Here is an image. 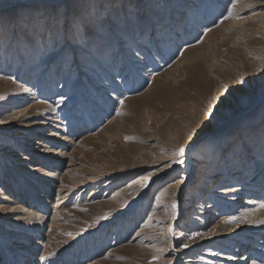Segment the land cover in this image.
<instances>
[{
  "label": "rangeland",
  "instance_id": "rangeland-1",
  "mask_svg": "<svg viewBox=\"0 0 264 264\" xmlns=\"http://www.w3.org/2000/svg\"><path fill=\"white\" fill-rule=\"evenodd\" d=\"M39 135L67 140L40 172ZM256 187L264 0H0V241L22 264H264Z\"/></svg>",
  "mask_w": 264,
  "mask_h": 264
},
{
  "label": "bare ground",
  "instance_id": "bare-ground-1",
  "mask_svg": "<svg viewBox=\"0 0 264 264\" xmlns=\"http://www.w3.org/2000/svg\"><path fill=\"white\" fill-rule=\"evenodd\" d=\"M144 47H146V46H144ZM143 46H142V48H144ZM145 49V48H144ZM33 98L35 99V98H37L36 96H33ZM51 121V120H50ZM48 126V123L47 122H40V123H38L36 126ZM32 130V129H31ZM34 131L33 132H35V130L36 129H33ZM17 133H19V134H22L20 131H17ZM49 135L50 136H52V137H56V134H55V132H50L49 133ZM40 137H41V139L40 140H38V144L40 145V147H45V148H48L49 147V149H51L50 148V143L54 146V149H52V150H48V156L45 158H42V159H40V163H38V164H36L33 168H32V170H35V171H38V172H40V170L43 168L41 165H44V163H48L47 161L48 160H50V159H53V160H58L57 158L59 157H63V154H65L66 152H65V148H63V147H61L62 145H61V141L60 140H63V141H67L65 138H62V139H60V140H57V142H56V140H53L52 139V141H50V140H48V139H46V138H44V137H42L43 135H39ZM29 138H30V141L29 142H31V137L29 136ZM69 139V138H68ZM55 146H57L56 148H55ZM64 146V145H63ZM29 147V144L26 146V148H28ZM26 148H25V150H26ZM190 150V149H189ZM1 151L2 152H4V151H11V152H13L14 154L16 153L17 154V152L18 151H16V150H14V149H12V148H10L9 146H7V145H5L2 149H1ZM33 151H35V150H33ZM44 151H46V150H44ZM51 152H53V154L51 153ZM25 156H23V160H28L29 158L30 159H33L32 158V156L30 155V154H24ZM30 156V157H28V156ZM53 155V156H52ZM17 156V155H16ZM38 157H40V156H38L37 155V158ZM29 159V160H30ZM43 159H46V160H43ZM42 161V162H41ZM72 170H70V172H71ZM53 175H55V173H45V176H46V178H50V180H52V178H54V177H51V176H53ZM252 175V174H251ZM31 176H33V175H31ZM257 176V175H256ZM55 179V178H54ZM145 179H149L148 181H151L152 180V177H149L148 175L146 176L145 175ZM262 179V178H261ZM259 181V180H258ZM242 182V186H244V187H248V186H252V183H250L251 182V180H247V181H241ZM257 182V181H256ZM40 183H42L44 186H49L50 185V183L49 184H47V182H45V181H40ZM255 183V182H254ZM244 187H232V188H234V189H225V188H223V189H221L222 191H218L217 193H222V194H228V193H232V192H236V193H239V194H237V195H233V196H226V198H225V200H227V201H233V202H235V201H237L238 200V195H240V193H241V191H245L244 190ZM33 188V187H32ZM30 189V188H29ZM255 190H257V191H255ZM255 190H253V191H250L249 190V194H251L252 196H250V197H246V198H244V201H243V203H241V204H243V205H247L246 206V208L247 209H249V211H250V213H248V214H245V215H243V216H250V226H251V228H252V232H254V230L255 231H259L257 234H259V235H261V238H262V236H263V238H264V232H260V231H263V229H264V224H260L259 225V223H264V205L262 206V204H264V202H261V198L259 199V198H256L255 197V195H260L261 193V191H263L264 189H261V191H260V189L258 190L257 189V187H256V189ZM240 191V192H239ZM32 192V191H31ZM256 192V193H255ZM235 193V194H236ZM215 205H210L208 208L209 209H211V208H213ZM253 206V207H252ZM254 206H255V208H254ZM240 217H242L241 215H238L237 216V218H240ZM25 219V218H24ZM244 220V219H243ZM38 224V223H37ZM37 224H34V225H32V226H30L29 228H28V230L30 231V232H38V229H39V227L40 226H37ZM261 226V227H260ZM263 227V229H261ZM28 231V232H29ZM248 232H250V230L248 231ZM247 232V233H248ZM24 236L22 237L21 235H17V236H15L16 238H19V240L18 241H21V240H23V241H26V239L27 240H30L31 238H32V236H30V234H23ZM12 237V236H11ZM260 238V239H261ZM11 239V238H10ZM22 242V241H21ZM4 243V244H3ZM0 244H1V251L3 252V255L4 256H2L3 258L1 259V261H3V264H22V258H19V259H17L16 257H15V255L16 254H14V253H9V252H12V251H9V249L7 248V246L5 245V242H1L0 241ZM260 244H263V242H262V240H261V243ZM15 245V244H14ZM20 245H22V246H24V243H19L18 244V246H20ZM15 247H17V245H15ZM26 248V247H25ZM14 252V251H13ZM178 254V251L176 252V255ZM213 253L211 252V253H209L208 255H212ZM223 257H225V256H223ZM21 259V260H20ZM32 259V257H29L27 260H28V262L27 263H25V264H33V260H31ZM229 259H230V257H229ZM241 260H245V259H243V258H239L237 261H241ZM170 264H176L175 262H171ZM220 264V263H219Z\"/></svg>",
  "mask_w": 264,
  "mask_h": 264
},
{
  "label": "snow or ice",
  "instance_id": "snow-or-ice-1",
  "mask_svg": "<svg viewBox=\"0 0 264 264\" xmlns=\"http://www.w3.org/2000/svg\"><path fill=\"white\" fill-rule=\"evenodd\" d=\"M183 153V149H180V154H182ZM181 163H182V161H181Z\"/></svg>",
  "mask_w": 264,
  "mask_h": 264
}]
</instances>
